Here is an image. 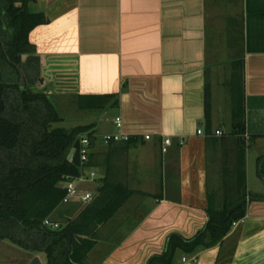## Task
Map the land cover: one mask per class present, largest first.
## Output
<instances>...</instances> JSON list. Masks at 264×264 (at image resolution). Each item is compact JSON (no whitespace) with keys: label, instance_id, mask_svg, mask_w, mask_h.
<instances>
[{"label":"crops","instance_id":"crops-1","mask_svg":"<svg viewBox=\"0 0 264 264\" xmlns=\"http://www.w3.org/2000/svg\"><path fill=\"white\" fill-rule=\"evenodd\" d=\"M6 6L0 0L4 50ZM28 8L45 20L23 58H39L41 79L18 86L46 95L56 111L71 104L95 115L73 128L94 135L98 176L82 189L121 184L134 193L99 229L85 264H148L170 236L193 238L209 210L240 201L245 215L219 244L179 253L176 264H264V0H34ZM118 117L132 140L106 144ZM0 249L13 264H47L7 241Z\"/></svg>","mask_w":264,"mask_h":264},{"label":"trees","instance_id":"trees-1","mask_svg":"<svg viewBox=\"0 0 264 264\" xmlns=\"http://www.w3.org/2000/svg\"><path fill=\"white\" fill-rule=\"evenodd\" d=\"M5 1L10 32L4 38L6 50L0 42V243L41 254L47 264H85L97 245L99 229L134 193L121 184L105 185L76 214L69 210L63 222L52 219L66 195L63 179L80 175L79 156L72 162L68 157L81 135L93 140L94 135L86 127L53 128L63 119L50 99L18 86L15 64L33 53L29 34L45 20L28 8L34 0ZM237 127L244 135V121ZM242 204L227 211L209 210L210 221L203 232L193 238L170 236L164 254L148 264H176L179 253L194 254L219 244L233 223L244 217ZM46 220L58 228L46 226Z\"/></svg>","mask_w":264,"mask_h":264},{"label":"built area","instance_id":"built-area-1","mask_svg":"<svg viewBox=\"0 0 264 264\" xmlns=\"http://www.w3.org/2000/svg\"><path fill=\"white\" fill-rule=\"evenodd\" d=\"M115 127L118 130L116 134L104 135L103 139L106 144L118 143V142H130L132 140L131 135H127L123 132V119L121 117L116 118ZM201 134V131L198 132ZM90 134V133H89ZM221 136L222 132H216ZM149 140L150 136H146ZM94 140L88 136V134L81 135L78 138L76 155L79 156V169L80 175L76 178L65 177L62 181V187L66 190V195L62 201V205H68L77 203L80 205H87L93 199V193L89 190L82 189L80 186L83 184L93 183L96 181L98 172L90 166V155L93 147ZM171 145V140L165 141V148ZM75 155V156H76ZM45 225L53 229H57L58 225L53 224L50 220L45 221Z\"/></svg>","mask_w":264,"mask_h":264},{"label":"rangeland","instance_id":"rangeland-1","mask_svg":"<svg viewBox=\"0 0 264 264\" xmlns=\"http://www.w3.org/2000/svg\"><path fill=\"white\" fill-rule=\"evenodd\" d=\"M71 106L72 105L70 104L69 109L58 108L57 111H58L59 115L62 117L63 121L60 123L53 124V128L59 127V128H63V129L70 131L71 129H73L77 125L84 124V122L90 121V119H92V120L95 119L94 114H91V113H82V114L79 113L78 114V112L74 111V108H76V107H74V108L72 107V109H71ZM55 107H57V105ZM82 206L83 205H78L75 210L73 209L74 213L76 210H78ZM65 213H66L65 208L64 207L60 208L57 211V213L54 215V219H57L59 221H64L65 220V216H64ZM6 251L9 252L7 249L5 251L0 249V264H13L11 259L8 257L9 254H8V256H6L7 255ZM24 259H23V261H24ZM18 264H20V263H18Z\"/></svg>","mask_w":264,"mask_h":264},{"label":"water","instance_id":"water-1","mask_svg":"<svg viewBox=\"0 0 264 264\" xmlns=\"http://www.w3.org/2000/svg\"><path fill=\"white\" fill-rule=\"evenodd\" d=\"M19 74H20V87H25L26 85H36L41 79V62L39 58L35 55H29L20 64H15ZM76 150L72 149L68 161L72 162L75 158Z\"/></svg>","mask_w":264,"mask_h":264},{"label":"flooded vegetation","instance_id":"flooded-vegetation-1","mask_svg":"<svg viewBox=\"0 0 264 264\" xmlns=\"http://www.w3.org/2000/svg\"><path fill=\"white\" fill-rule=\"evenodd\" d=\"M18 84V83H17Z\"/></svg>","mask_w":264,"mask_h":264}]
</instances>
